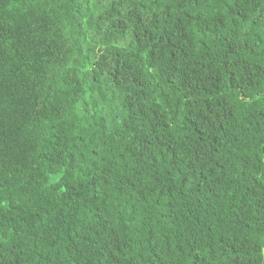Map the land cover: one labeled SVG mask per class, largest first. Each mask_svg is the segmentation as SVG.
Here are the masks:
<instances>
[{"label": "trees", "instance_id": "obj_1", "mask_svg": "<svg viewBox=\"0 0 264 264\" xmlns=\"http://www.w3.org/2000/svg\"><path fill=\"white\" fill-rule=\"evenodd\" d=\"M0 264H264V0H0Z\"/></svg>", "mask_w": 264, "mask_h": 264}]
</instances>
